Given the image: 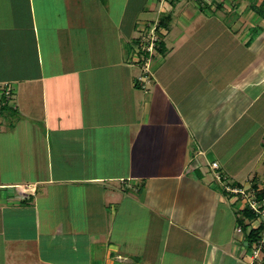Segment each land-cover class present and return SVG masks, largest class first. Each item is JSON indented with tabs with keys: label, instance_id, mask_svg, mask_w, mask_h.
I'll return each mask as SVG.
<instances>
[{
	"label": "crops",
	"instance_id": "crops-1",
	"mask_svg": "<svg viewBox=\"0 0 264 264\" xmlns=\"http://www.w3.org/2000/svg\"><path fill=\"white\" fill-rule=\"evenodd\" d=\"M223 1L204 13L195 0L158 1L168 17L142 54L155 71L138 82L122 40L135 26L100 1L0 0V90L13 95L0 132L28 125L19 133L32 135L37 166L32 187L0 191V258L19 257L1 264H247L238 217L248 231L262 221L233 212L243 196L226 186L245 189L264 168L253 149L264 18L222 17ZM245 118L253 131L233 159L229 135Z\"/></svg>",
	"mask_w": 264,
	"mask_h": 264
},
{
	"label": "rangeland",
	"instance_id": "rangeland-1",
	"mask_svg": "<svg viewBox=\"0 0 264 264\" xmlns=\"http://www.w3.org/2000/svg\"><path fill=\"white\" fill-rule=\"evenodd\" d=\"M83 1H89V0H83ZM94 1L97 3V0H94ZM98 1H100L99 2L101 6L100 9L103 10L105 17L106 15H112V17L115 16L114 17L115 22L117 20L118 21L122 20V24L124 28H127L130 24L131 25L133 24L135 26V30L133 29L132 31V33L134 32L133 36L130 37V40L129 38H127V35L125 33H122V40H124L123 46L125 49L126 57L128 56V58L132 59L133 62L135 63L133 67L135 68L136 80L138 82L142 80H147L149 75L151 76V78H153L152 72L154 73L155 70L153 66H149V65H150V62L153 63L154 60L150 59V61H148L146 58H144V56L142 55L145 52V50H143V47L147 46L146 44L148 41L155 40V38L156 39L160 38L161 40L160 35L158 36L157 34L160 32V29L156 33L155 28H158V27L160 28V22L161 21L165 22L166 21L165 19L168 17V15L167 13L165 14L161 13L160 8H158L160 6H158L157 2L160 1V3H163L166 0H98ZM167 1L176 2L179 0H167ZM188 1H194V0H187V3ZM210 1L211 0H195V3L194 2L192 3L195 5H198L195 8H199L201 10V13H204L205 10H210V8L207 7V2H210ZM256 1H257L256 4H258V2L260 3V6H261L260 8H262L263 9L262 11L264 12V6H263L264 0L263 2L262 0L261 1L259 0L223 1L221 2L223 3L222 8H218L217 12H218V15L222 17L225 15L226 16L234 15V16H238V18L239 17L241 18L244 16L247 17L248 14H253L252 13L253 10L250 8V5L248 6V4L250 3L253 4ZM243 4H246L248 6L246 10H245L246 7L244 8ZM153 9H155V11H153ZM255 15L253 16L255 17ZM99 20L104 21V18L103 19L99 18ZM242 21L246 23L249 21L251 22L253 20H251V18L249 19L244 18ZM255 23L256 22H254V24ZM111 28L113 29L114 27H111ZM97 29L99 31H102L101 27ZM135 43L138 44V48L135 47L136 46ZM157 43L158 45H160L159 42ZM140 50H141V53L139 54L141 55L137 56V52ZM132 51H134L133 54H132ZM152 52H154V49H152ZM154 57H158V52L155 54ZM146 61L149 64L148 66H146V63H145ZM146 73H147V76H145ZM0 92H4V89H1ZM12 96L13 95L9 96L10 97L9 101L11 100ZM261 104L262 102H259V106ZM256 110L257 108L255 106L250 110V113H253ZM256 120H257V117L253 120V124L256 122ZM249 121L252 122L251 119H249ZM247 122H248V119L245 118L242 121V123L238 126L239 130H237L236 133L234 132L229 135L232 138H231V145L228 149H230V151H233V149L238 148V150L232 153L233 155L231 157L233 159L238 158V156L241 154L239 149H242V148H239V145L243 144V142L246 141V139L250 137L249 135L253 131L252 130L253 124L250 125L249 127H243L242 124L244 123L247 124ZM27 126L28 125H19L14 132H12L11 130L8 131L7 133L0 132V179H1V183L3 184V187L0 186V191L13 192L16 190L18 191L17 188L20 187L21 185L28 184L29 187H32L34 185V183L32 182V179H33L32 177H34V174H35L33 169L37 168V166L35 165V158L33 157V153L31 150L32 135L30 134V135H27L26 137H23L19 133L20 129H23V131L28 130L29 127ZM253 143H254L253 149L255 150V152H257V150L258 151L262 150L263 155H264V135L262 137H258L257 139H255ZM217 156L220 157L221 154H217ZM201 158H204V157H201ZM41 162L42 161H40L39 164H41ZM261 163L262 165H264L263 164L264 158L262 159V161H260V164ZM257 169L258 171L255 170L254 172L255 176H253L249 180L250 183L248 184V186L246 185L247 187L245 188L248 197L255 196V195L258 196V194L261 195L264 193V168L259 166ZM227 186H229L230 188H235V185L230 184V183L227 184ZM25 187H26V190H29V187L27 186ZM256 200L259 202L260 201L263 202L264 198L263 199L256 198ZM236 203H237L236 205L234 206L232 205L233 212H235V210H239L240 208H242V206L247 207L249 205L247 204L248 203L247 199L243 197H240L239 200L236 201ZM259 219L263 222L264 215H262ZM77 224L78 225L81 224L80 226L82 228L84 226H87V223L85 224L84 222H80ZM239 228L240 226L237 227V231L239 230ZM1 244H2V248H3V244L4 246L6 245L2 236H0V247H1ZM238 245H239V249H242V251L246 249L245 251H247L246 255L244 256V258L246 259L248 258L247 264H253V263L254 264H264V251L261 252L260 257L258 259L254 260L253 259V254H254L253 244L243 247L241 242H239ZM30 247H31V244L28 245V249ZM31 249L32 248H30V250ZM7 256H9L8 258H19L17 256L16 257L13 256L12 253L8 254ZM7 256L4 255L3 257L1 256V258H7ZM215 257L217 256L214 254V258ZM1 258H0V264H1ZM29 261L30 262L36 261V258H25V264L29 263Z\"/></svg>",
	"mask_w": 264,
	"mask_h": 264
},
{
	"label": "built area",
	"instance_id": "built-area-1",
	"mask_svg": "<svg viewBox=\"0 0 264 264\" xmlns=\"http://www.w3.org/2000/svg\"><path fill=\"white\" fill-rule=\"evenodd\" d=\"M156 41H157V39L155 38V40L151 41L150 45L148 44L147 46H144L143 50L148 49L151 52V50L155 46V42ZM140 51H138V52H140ZM3 93L6 95V97L8 96L7 99H9L10 98L9 96L12 95V91L10 89H5ZM212 169L218 170L219 169L218 163L213 162L212 163ZM215 175H216L217 181L222 182V180H223L222 176L218 172ZM226 189H227L228 192L232 193L233 195H241L245 199H247V201H248L247 204H249L250 209L254 213H256L258 218H260L262 215H264V201L263 202H261V201L259 202V201L256 200V198L254 196L248 197L245 189L230 188L229 186H226ZM263 223H264V221H263ZM239 231H241V228H239ZM247 245H248V243H247ZM253 248H254L253 259L256 260V259H258L260 257L261 252L264 251V230L261 232V235H260L259 239L257 240V242H255L253 244Z\"/></svg>",
	"mask_w": 264,
	"mask_h": 264
},
{
	"label": "trees",
	"instance_id": "trees-1",
	"mask_svg": "<svg viewBox=\"0 0 264 264\" xmlns=\"http://www.w3.org/2000/svg\"><path fill=\"white\" fill-rule=\"evenodd\" d=\"M264 6V5H263ZM261 6H256V5H252L250 8L258 15L262 16L264 18V12L262 11L263 9L260 8ZM159 30V27L157 28V31ZM136 46L138 48V44L135 43ZM160 53H163V49L159 50ZM9 99H7L6 95L3 93L1 98H0V111H7L9 110ZM256 196V197H255ZM254 197L257 199H263L264 198V193L263 194H258L255 195ZM243 216V218L249 219V220H253L255 218H257L258 216L256 215V213H254L249 205L247 207H245L241 212H240ZM237 215V213H236ZM238 221L240 224H243L242 228L243 231L245 233V241L248 242V246L254 244L255 242H257V240L259 239L261 232L264 230V223L262 222L256 229H252L250 231H247L248 226L244 225L243 220H241L238 217Z\"/></svg>",
	"mask_w": 264,
	"mask_h": 264
}]
</instances>
